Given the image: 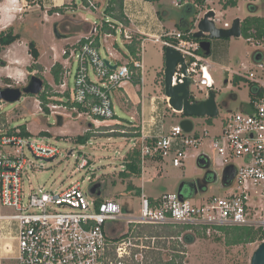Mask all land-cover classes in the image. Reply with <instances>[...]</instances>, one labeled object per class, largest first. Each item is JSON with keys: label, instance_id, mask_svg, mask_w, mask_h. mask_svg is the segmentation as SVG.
I'll use <instances>...</instances> for the list:
<instances>
[{"label": "built area", "instance_id": "2783aa9c", "mask_svg": "<svg viewBox=\"0 0 264 264\" xmlns=\"http://www.w3.org/2000/svg\"><path fill=\"white\" fill-rule=\"evenodd\" d=\"M86 1L89 7L98 9L93 0ZM132 1L151 4L168 1L175 7L195 12L194 26L188 31L174 29L164 32V38L156 39L162 40L164 48L171 46L182 53L187 64V76L191 80L190 86L196 80L200 91L208 96L209 90L213 88V78L209 72L205 51L194 34L199 30V22L210 11L215 13L210 19L215 23L219 21L217 9L213 5L225 6L228 2L238 3L241 0H123L126 17H129L127 10ZM242 1L252 4L256 0ZM56 14L60 15V12ZM102 22L101 25L95 23L90 34L64 49L66 63L60 86L70 91V98L65 101H70L71 105L48 104L54 108L53 113L57 120L58 115H63L62 111L56 110L58 108L92 118L94 122L115 120V91L125 82H144V39L136 37L122 21L107 17ZM232 23L225 22L224 26L231 28ZM105 24L111 31H104L103 36L107 40L112 38L113 43H117V32H122L124 43L141 40V47L135 57L129 53L127 61L114 63L112 59L103 56L97 37ZM246 39L254 41L258 47L255 53L261 54L256 61L259 71L250 72L247 77L264 88V38L251 36ZM105 58L110 60L111 65L116 64V69L108 66ZM73 64L76 69L74 87L71 89L68 77ZM185 76L183 64L179 62L174 84L177 78L183 82ZM191 93L194 95L192 90ZM162 99L169 105L166 95ZM114 124L137 129L118 128ZM112 125L111 132L140 133L138 136L126 138L131 142L129 149L140 146L142 170L148 158L158 164L170 160L176 167L183 166L188 151L199 146L203 138L209 135L208 130H205L204 136L194 132V128L188 132L180 122L169 128L162 121H154L150 126L143 122L131 125L121 121L106 126ZM21 132L19 126L10 129L0 127V238L16 240L18 264H128L133 258L141 261L143 249L147 247L144 244L145 237H138V242L133 243L134 248H130L132 242L127 237L119 239L110 235L112 227L109 226V221L116 220L124 221L127 226L124 234L145 224L188 225L209 236L228 226L264 229V206L259 218L254 215L255 207L258 206L254 205V198L264 197V94L255 101L254 113L242 110L230 112L223 117L221 131L210 141V146L221 156L223 169L230 164L236 168L235 177L225 186L231 189L229 193L224 196L212 194L202 197L200 193L181 197L179 191H171L153 197L146 195L142 186L137 214L125 211L116 198L104 197L97 203V195L92 192L95 185L88 194L83 191L79 180L72 181L61 189L40 187L35 190L31 185L28 189L26 179L29 170L44 166L43 160L54 158L62 152L57 146L49 144L47 135L35 140L31 135L24 136ZM28 152L33 155L32 158L28 156ZM91 167L92 163L84 155L77 170H84L87 174ZM125 169L126 164H123L122 170ZM85 179L93 180L91 176L82 181L85 182ZM154 242L155 238L153 244ZM135 248L141 251L133 255ZM6 249L10 251L12 248L6 244Z\"/></svg>", "mask_w": 264, "mask_h": 264}, {"label": "rangeland", "instance_id": "374dc122", "mask_svg": "<svg viewBox=\"0 0 264 264\" xmlns=\"http://www.w3.org/2000/svg\"><path fill=\"white\" fill-rule=\"evenodd\" d=\"M93 1L98 6L97 10L89 7L86 0H72V3H66L65 12L60 13V15L52 14L56 16L53 19L48 10L51 6L48 4L47 8L44 7L40 0H20L16 5V9L15 4L9 5L7 0H0V7L2 8L0 9V19L5 12H9L11 17L10 22L3 23L0 21V31L10 26L14 32H19L22 36L10 46L5 47L0 54V86L23 88L28 85L31 76L35 74L44 80L43 91L46 88V84L52 86V91L50 92L53 93L62 95L69 91L61 87L60 84L55 83L52 67L57 62L65 64L64 49L76 43L85 35L90 34L93 24L101 23L103 19H107L104 14V7L108 4V0ZM80 3L82 6L79 11ZM249 4V2L241 0L237 5H231L226 8L219 4L213 5L217 9L216 14L219 18L216 26L218 28H226L224 26L225 22L231 23L238 17L241 20L250 15L264 17V0H256L252 3L257 7L256 11L252 10ZM155 8L157 11H161L167 29L171 30H181L188 26L195 16L194 11L175 7L168 1H162L160 6ZM79 15L81 20L78 19ZM58 18L59 22L56 20ZM56 25L59 32L63 34L61 38H58L55 34ZM115 38H117L118 45L122 47L125 45L122 32L115 33ZM205 39L212 42V52L209 56L206 55V58L209 62V72L213 78L214 85L210 90H214L217 93L216 100L220 104V113L214 118L216 122L213 120L214 126L206 121V117H192L195 124L194 131H198L204 136L205 130H208L209 135L203 138L199 146L192 147L188 151V156L183 166L176 167L170 160L163 164L159 162L160 165L158 166L156 165L157 161L150 163L152 167L144 174V178L142 177L138 181L139 184L143 182L144 192L148 196L159 197L164 192H177L183 182L203 177L207 170L199 167L197 163L198 157L202 154L210 157L211 166L209 170L216 173L218 179L212 180L201 196L206 197L212 194L224 196L231 191V189L222 186L223 164L221 163V156L210 146V135H217L221 131L223 117L230 112L242 111L245 104L249 102L250 89L248 84L245 81H240L238 85H235L233 78L234 75L247 77L250 72L259 71L254 59V54L258 47H256L257 44L254 41H249L244 36L207 37ZM31 40L37 41V46L42 54V58L39 60L43 65L41 70H29V66L34 62L28 46ZM112 41L113 39L109 38L106 44H111ZM161 44L162 42H157L154 38H147L144 41L142 48L147 70L146 84L142 91L138 86L136 88L134 85L127 88L128 95L135 104L143 103L147 116L150 114V96H162L165 94V85L161 82L163 78L161 79L159 75L155 81L158 66L162 61L159 51ZM101 52L103 56H108L106 48H103ZM73 65V68L70 69L71 74L68 77L69 88L71 89L74 87V72L76 69V65ZM227 69L230 70L228 71ZM6 78L11 80L10 84L6 82ZM190 88L198 99L205 97V92L200 91L196 80H193ZM53 98H61L65 101L70 97H57L56 95ZM165 105L167 106V103ZM56 110L63 112V124L61 126L58 125V120L53 113L54 108L50 107L49 113L43 110V105L38 95L24 94L19 101L8 102L3 100L0 103L1 128L10 129L25 125L30 131L31 137L35 140L44 136L42 132H49L50 135H47L49 144L57 146L62 152V154L53 159L43 160L44 166L40 165L35 169L29 170L28 179H26L28 189L29 185L35 190L40 187L61 189L67 187L72 181L79 180L83 191L89 194L92 186L99 184L100 187L95 192V195L100 196L101 199L104 197L116 198L124 206L125 211L139 213L140 195L139 193L135 194L133 189H128L130 181L121 175L123 172L122 165L127 163V156L133 150L129 149L131 142L126 138L127 136H113L112 134L115 133L110 131L113 125L95 124L92 118L84 115L78 116L77 113L70 110L66 111L64 108ZM116 110L122 117L128 118L126 112L119 109L117 105ZM165 110L167 126L183 118V113L181 112L172 111L169 107ZM92 123L94 125H91ZM114 127L116 126L114 125ZM87 131L93 133L91 140L85 144L77 143L75 141L76 136ZM107 137L112 138L108 139ZM27 154L29 157H33L31 153L28 152ZM84 155L92 163L91 170L87 174L84 170H77V166ZM239 161L241 160L239 159ZM36 162L40 163V161ZM147 162H149V158L146 160ZM88 176H91L93 180L85 179L86 181L83 182L82 180ZM141 176L142 161L141 174L137 178ZM97 177L98 179H96ZM136 180L134 179L135 182H137ZM137 189L139 188L137 187ZM183 195L190 197L193 194L191 190L186 189L183 191ZM254 202V205H258L255 207L254 215L259 218L261 209L264 206V197H256ZM109 226L112 227V230L109 231L112 237L122 239L128 236L127 240L130 239L132 242L129 247L134 248L133 243L138 242L139 236H132V229H130L128 235H125L127 234H124L127 231V226L124 221H109ZM183 232L180 239H183V235L186 233L194 234L192 242L184 243L186 249L185 264H251L253 253L260 243L264 241V239L258 238L252 242L228 244L222 231L210 236L206 234L199 235L195 230L191 229Z\"/></svg>", "mask_w": 264, "mask_h": 264}, {"label": "trees", "instance_id": "16d2710c", "mask_svg": "<svg viewBox=\"0 0 264 264\" xmlns=\"http://www.w3.org/2000/svg\"><path fill=\"white\" fill-rule=\"evenodd\" d=\"M235 6L237 5V2H228L225 4V8L228 6ZM251 9L256 11L257 7L253 4H249ZM65 5L61 7H53L49 10L51 14L55 12H64L65 11ZM105 15H109L114 19H117L118 21H122L126 25H130L129 20L127 19L124 9H123V0H109L108 4L105 7L104 10ZM195 19H193L190 22L189 27L182 28L183 31H188L191 27L194 26ZM242 36L245 38H249L251 36H254L255 38H264V17L258 16V15H250L245 17L242 20ZM253 29L255 32H253ZM103 31H111V29L105 24ZM22 36L18 32H14L12 27H8L2 31H0V54L3 51V49L18 39H20ZM196 40L201 41L200 38L195 37ZM97 44H99V40L97 38ZM141 40H134L132 43L128 44L129 52L132 56H136L138 49L140 48ZM29 46V53L32 56L34 62L32 65L29 66L30 71L34 70H41L43 69V65L39 62V57L41 55L40 50L37 46V43L35 40H31L28 44ZM261 57L260 53L254 54L255 61H258ZM64 71V65L61 62H57L52 67V73L54 76V81L56 84H60L62 80V73ZM233 83L235 85H238L240 81H245L250 89V100L247 102L243 108V111L248 113H254V103L256 100H258L260 97L264 94V88L260 87L257 83H255L253 80L249 79L245 76L240 75H234ZM6 82L8 84L11 83V80L9 78H6ZM165 90V87H164ZM52 86L50 84H46V88L43 92H41L38 95V98L41 100L43 105V110H45L47 113L50 112V107L48 104H62L66 103L68 105H71V102L63 101L61 98H53L60 96H67L70 97V91H66L64 94L59 93H53ZM56 99V100H55ZM194 100V98H192ZM82 109V107L80 106ZM170 108V107H169ZM171 109V108H170ZM183 118L185 117L184 114H182ZM123 120V119H122ZM214 117H206V121L209 124H213ZM126 121V120H124ZM118 128H125L127 127L128 130H135L137 128H133L132 126H125L124 124H114ZM21 128V134L24 136H30L31 133L28 131L27 127L25 125H20ZM115 134H112L113 136H138L140 133L137 132H130L127 134H123L121 132H113ZM42 135H50L49 132H42ZM93 137V133L90 131L85 132L84 134H80L76 136L75 141L77 143L85 144L87 143L91 138ZM141 148L140 146L135 147L127 156V163H126V169L121 173V175L129 180L128 189H133L135 194L139 193L140 190L137 189L136 185L133 183L132 180L129 178L131 176H140L141 174ZM100 185L96 184V191H98ZM102 201L100 196H97V203H100ZM192 229L195 230L199 235L206 234L202 230L197 228H192L188 225H174V224H163V225H151V224H145L140 225L136 229L132 230V236H139V237H145L144 244L147 246L143 249V259L136 260L132 259L128 264H185V244L184 243H190L193 241L194 234L192 233H186L183 235V239H180L182 237V233H184V230ZM222 232L225 234V238L227 240L228 244H239L243 242H252L256 239H264V229L262 228H255L252 226H228L221 228ZM130 233V231L128 232ZM125 234V235H128ZM128 237V236H125ZM147 237V238H146ZM153 238H155V242L153 244ZM118 239V238H117ZM120 239V238H119ZM140 243V241H139ZM141 250L139 248L133 249V255L140 252Z\"/></svg>", "mask_w": 264, "mask_h": 264}, {"label": "crops", "instance_id": "0c3cea01", "mask_svg": "<svg viewBox=\"0 0 264 264\" xmlns=\"http://www.w3.org/2000/svg\"><path fill=\"white\" fill-rule=\"evenodd\" d=\"M18 1L20 2V0H7L9 5L15 4V9H16V5L18 4ZM40 1H42V4H44V7H46V8H47L48 4H49V6H51L48 10H50L53 7H61L63 5L66 6L65 7V10H66V8H67L66 3H68V4L72 3V0H40ZM108 2H109V0H108ZM160 4H161V2H157L154 4H151L148 2H142V1L130 2V5H129L128 10H127V13L129 14V17H127V19L129 20L130 25H127V26H129V28L132 30L134 35H136V36L138 35V37L144 39L143 42L147 38H154L157 42H162V40H157L156 38L157 37L164 38V36H163L164 32L171 30V29H167L165 22H164V19H163V16L161 14V11L159 12L155 8L157 6L159 7ZM81 6L82 5L80 3L79 11L81 9ZM105 7H104V10H105ZM0 9H2V8L0 7ZM187 10L191 11L189 9H187ZM53 14H56V12ZM47 15H48V13H47ZM51 17H53V19L56 18L55 15H52ZM106 17H111V16L106 15ZM78 19L81 20L80 15L78 16ZM193 19H194V17H193ZM10 20H11V17H10L9 12H5L3 17L0 19V21L3 23H6L7 21L10 22ZM56 20H57V22H59V18ZM85 20H86V18H85ZM102 21H101V23H98V25H101L103 23ZM189 25L186 27H189ZM186 27H184V28H186ZM100 30H101V32H100L101 34L97 38L99 40V46L101 47V50H103V48H106L108 56H105V57L112 59L114 63H121V62L127 61L129 59V53H130L129 48H128V44L125 43V45L123 47L118 45L116 42L113 43V41L111 42V44H106L108 40L103 36L104 31L102 29H100ZM175 30H177V29H175ZM181 30H183V29H181ZM36 43H37V41H36ZM159 51H160V54L162 57V61L160 62L159 66H158L155 81H156V78L160 75V78L161 79L163 78V80H161V82H163V84L165 85L166 53H165V48L163 47V44H161ZM110 53L112 55H110ZM41 58H42V54L40 55L39 60ZM39 60L37 62L42 64V62H40ZM61 63L64 65L63 62H61ZM227 70L229 71L230 69H227ZM146 75H147V70H146V65H145L144 82L142 84H137V82H133V81L125 82L118 90L115 91V93H114L115 111H116V119L115 120H107V121H103V122L97 121L95 123H103L102 125H109V124L121 121V122L129 123L132 125L134 123L142 124V122H143L144 125L150 126L154 121L157 123H160L162 121L163 124L165 125V127L169 128L170 126L180 122L183 118L180 119L176 123L170 124L168 126L166 125L167 116H166V112H165L166 110L165 109L167 107H169V105L166 101H164L162 99L165 94H163L162 96H157V95H151L150 96L151 104H150V109H149V112H150L149 116H147L145 114V110H144V107L142 105L143 103L135 104L132 101V99L128 95L127 88H130L134 85L136 88L139 87L140 90L142 91L143 87L146 84ZM164 93H165V90H164ZM152 97L155 99L152 100ZM206 97L207 96L205 95V97H203V98H206ZM160 101H161V103H163L162 105H161ZM164 103L165 104L167 103V106ZM116 105L123 112H126L128 118H124L120 115V113L116 110ZM219 107H220V104H219ZM202 119H203V121H205L204 118H202ZM124 120H126V121H124ZM192 120H193V118H192ZM214 121L216 122L215 119H214ZM193 124H194V120H193ZM212 125L214 126V124H212ZM194 127H195V124H194ZM194 132L199 133L198 131H194ZM214 136L215 135H210V138L212 139ZM107 138L111 139L112 137L111 138L107 137ZM152 161L153 160L149 159V162H147L148 165L146 163V166L142 170V176L141 177L137 178L136 176H131L129 178L130 180L133 179L132 180L133 183L136 185V187L139 188L140 191L142 189V186L144 187V184H143V182H141L139 184L138 181L140 180V178H142V177L144 178V174L148 171V169H150L152 167L150 164ZM153 162H155V161H153ZM156 165H160V163L159 164L157 163ZM134 179H137L136 180L137 182H135ZM6 244L8 246H11L12 249H10V251L6 249ZM17 255H18V249H17L16 240H8V239L0 238V264H18Z\"/></svg>", "mask_w": 264, "mask_h": 264}, {"label": "water", "instance_id": "95a60500", "mask_svg": "<svg viewBox=\"0 0 264 264\" xmlns=\"http://www.w3.org/2000/svg\"><path fill=\"white\" fill-rule=\"evenodd\" d=\"M215 13L210 11L198 24V31L194 34L195 37L200 38V44L205 54L209 56L212 52L211 40L209 38H224V37H241L242 36V20L240 17L235 18L231 28H218L216 23L210 19ZM55 34L58 38H61V34L57 28H55ZM166 63H165V95L169 98V105L174 110L184 114V118L180 121V125L188 132H191L194 128L192 117H217L220 113L219 104L216 100V92L209 90V95L206 98H197L192 95L190 90L191 80L187 76V64L185 62L182 53L171 46L165 48ZM181 62L183 64V71L185 77L183 82L177 78L176 84H174V75L176 73L177 65ZM105 63L112 69H116L117 65H111L110 60L105 58ZM44 88V80L33 74L27 86L20 88L14 86H0V101L16 102L21 100L24 94H30L33 96L39 95ZM195 97V98H194ZM194 98V100H192ZM63 124V116L58 115V125ZM53 159V158H50ZM49 159V160H50ZM197 163L199 167L207 170L205 176L208 173L212 174V180H217L218 175L209 170L211 166V159L208 155L203 154L198 157ZM236 168L233 164L227 165L221 175L222 186L225 187L235 177ZM207 181V178H206ZM186 182H183L179 187L180 196L183 197V186ZM92 192H96V185L93 186ZM251 264H264V241L260 243L255 250Z\"/></svg>", "mask_w": 264, "mask_h": 264}, {"label": "flooded vegetation", "instance_id": "af4514ba", "mask_svg": "<svg viewBox=\"0 0 264 264\" xmlns=\"http://www.w3.org/2000/svg\"><path fill=\"white\" fill-rule=\"evenodd\" d=\"M211 181H212V174L208 173L207 177L204 175L203 177L197 178L196 180L187 181L186 184L183 186V191L188 189L191 190L192 194H200V193L202 194V192L207 190L209 183ZM252 257H251V261H252Z\"/></svg>", "mask_w": 264, "mask_h": 264}, {"label": "bare ground", "instance_id": "6f19581e", "mask_svg": "<svg viewBox=\"0 0 264 264\" xmlns=\"http://www.w3.org/2000/svg\"><path fill=\"white\" fill-rule=\"evenodd\" d=\"M7 16V15H6Z\"/></svg>", "mask_w": 264, "mask_h": 264}]
</instances>
